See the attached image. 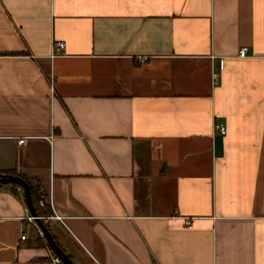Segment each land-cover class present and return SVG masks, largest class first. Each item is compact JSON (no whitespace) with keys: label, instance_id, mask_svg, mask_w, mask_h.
I'll list each match as a JSON object with an SVG mask.
<instances>
[{"label":"crops","instance_id":"crops-1","mask_svg":"<svg viewBox=\"0 0 264 264\" xmlns=\"http://www.w3.org/2000/svg\"><path fill=\"white\" fill-rule=\"evenodd\" d=\"M0 174L80 264H264V0H0ZM30 217L0 184V264Z\"/></svg>","mask_w":264,"mask_h":264},{"label":"water","instance_id":"water-1","mask_svg":"<svg viewBox=\"0 0 264 264\" xmlns=\"http://www.w3.org/2000/svg\"><path fill=\"white\" fill-rule=\"evenodd\" d=\"M0 184H10L18 186L23 191L24 200L26 202V205L28 207V210L34 219V223L36 225V228L42 234L48 248L59 258L62 264H74L66 254L56 245L54 240L52 239V236L44 226L41 218L38 217L36 212L34 211L32 202H31V196H30V187L29 185L22 180V178L18 176H12V175H6V174H0Z\"/></svg>","mask_w":264,"mask_h":264},{"label":"rangeland","instance_id":"rangeland-1","mask_svg":"<svg viewBox=\"0 0 264 264\" xmlns=\"http://www.w3.org/2000/svg\"><path fill=\"white\" fill-rule=\"evenodd\" d=\"M57 43H61V44H63V47H64V43H62V42H55V43H53L52 44V50H60V49H57L56 48V44ZM63 48H61V50H62ZM29 187H30V185H29ZM31 187H33V186H31ZM31 187H30V189H31ZM39 195H41V196H44V194H42V193H39ZM38 196V195H37ZM39 197V196H38ZM38 201L39 202H37V207L40 209V211H45V212H47L48 213V215H49V213H50V210L46 207L47 205H46V203H45V196L43 197V198H40L39 197V199H38ZM38 216L39 218H41V220H42V222H43V224H44V226L47 224V226L50 228V235L52 236V239L54 240V242L56 243V245L64 252V254H66V251H65V249H63V247L62 246H66V247H68V249L73 253V256L75 257V258H73V257H71V259H70V257L66 254V256H68V258L74 263V264H80L79 262H80V257H79V254H78V252H76L73 248H71L70 247V245H69V243H67L66 241H56V238H55V236L51 233V227L49 226V222H48V217L49 216ZM48 222V223H47ZM52 227H53V225H52ZM47 229V228H46ZM53 229H54V227H53ZM48 230V229H47ZM38 231V230H37ZM55 233L57 234V236H60L59 235V233H58V230H55ZM38 237H39V239H40V241H39V243H40V245L41 246H45V247H48L47 246V244H46V242H45V240H44V238H43V236H42V234H40V232H38V235H37ZM62 245V246H61ZM50 251V254H49V260H50V264H62L61 263V261L59 260V258L51 251V250H49ZM70 252V253H71ZM71 256V255H70ZM85 261H87V260H85ZM84 264H87V262H84Z\"/></svg>","mask_w":264,"mask_h":264},{"label":"built area","instance_id":"built-area-1","mask_svg":"<svg viewBox=\"0 0 264 264\" xmlns=\"http://www.w3.org/2000/svg\"><path fill=\"white\" fill-rule=\"evenodd\" d=\"M56 48L57 49H60L63 48V44L61 43H57L56 45ZM56 51H59V50H56ZM239 58H246L247 57V48H241L239 51H238V55H237ZM212 78L215 79L216 78V75L215 74H212ZM215 129L218 130L221 134H224L225 133V129L223 127H221L220 125H215ZM22 141H19V143H21ZM29 221H33V218H28ZM184 225L186 227H190V221L188 219H185L184 220ZM25 238V236H22L21 239L23 240Z\"/></svg>","mask_w":264,"mask_h":264},{"label":"trees","instance_id":"trees-1","mask_svg":"<svg viewBox=\"0 0 264 264\" xmlns=\"http://www.w3.org/2000/svg\"><path fill=\"white\" fill-rule=\"evenodd\" d=\"M31 197H32V203L35 209V212L37 213L38 216H47L48 213L45 211H40V209L37 207V205L35 204V200H36V192L35 189H33V187H31ZM50 214V213H49ZM49 216V215H48ZM45 227L48 229V231L50 230V228L47 226V224L45 225ZM50 232V231H49ZM38 241H40L39 237L37 238Z\"/></svg>","mask_w":264,"mask_h":264}]
</instances>
